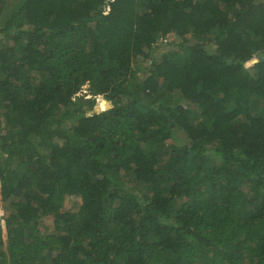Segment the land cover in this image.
Listing matches in <instances>:
<instances>
[{
	"label": "trees",
	"instance_id": "trees-1",
	"mask_svg": "<svg viewBox=\"0 0 264 264\" xmlns=\"http://www.w3.org/2000/svg\"><path fill=\"white\" fill-rule=\"evenodd\" d=\"M0 264H264V0H0Z\"/></svg>",
	"mask_w": 264,
	"mask_h": 264
},
{
	"label": "rangeland",
	"instance_id": "rangeland-1",
	"mask_svg": "<svg viewBox=\"0 0 264 264\" xmlns=\"http://www.w3.org/2000/svg\"><path fill=\"white\" fill-rule=\"evenodd\" d=\"M176 36H173V35H171L170 37H167L165 40H163L162 42H158V46L154 49L155 51L154 52H158V51H162V50H166V49H169V48H171V46H174V47H176V44L175 45H173V43L174 42H171V41H175L176 40ZM172 44V45H171ZM145 65H147V63H145V64H140L139 66V71L140 72H142L143 70H144V67H145ZM247 67H249V66H251V63H248L247 65H246ZM88 85H84V86H82V90H80L79 92H78V94H84V95H87V96H89L88 94H89V92H88ZM86 96V97H87ZM100 98V97H99ZM179 136L180 137H184L183 136V134L182 133H180L179 134ZM178 138V139H182V138ZM130 180H131V178H124V181L128 184V183H130Z\"/></svg>",
	"mask_w": 264,
	"mask_h": 264
}]
</instances>
